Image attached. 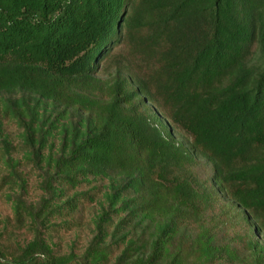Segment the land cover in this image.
Here are the masks:
<instances>
[{
    "label": "trees",
    "instance_id": "1",
    "mask_svg": "<svg viewBox=\"0 0 264 264\" xmlns=\"http://www.w3.org/2000/svg\"><path fill=\"white\" fill-rule=\"evenodd\" d=\"M255 50L264 54V0H0V143L19 181L16 222L33 235L0 242V264L235 260L205 225L221 195L264 232ZM4 121L22 130L23 161L40 174L35 204L24 200ZM197 155L213 165L210 182L193 169ZM97 179L110 185L87 249L57 253L53 220L79 210L68 189ZM246 243L263 264L264 246Z\"/></svg>",
    "mask_w": 264,
    "mask_h": 264
},
{
    "label": "rangeland",
    "instance_id": "2",
    "mask_svg": "<svg viewBox=\"0 0 264 264\" xmlns=\"http://www.w3.org/2000/svg\"><path fill=\"white\" fill-rule=\"evenodd\" d=\"M118 56L119 52L116 54V57ZM251 65L263 70L264 54L255 50L251 58ZM117 66L115 61L111 62L110 69L109 71L105 70L104 77L107 78L109 72L115 71ZM4 130L12 143L11 156L21 161L19 172L26 181L24 200L35 204L43 196L41 177L37 170L23 161L22 140L20 138L22 130L13 121H4ZM174 132L177 140L185 144L186 148L191 149L189 136L178 130H174ZM5 158L6 155L0 143V242L8 246L24 245L33 239V235L28 229L16 222L12 197L20 191L19 181L17 178L8 177L10 171L5 164ZM193 169L202 182H210L213 176L211 162L201 155H197ZM109 185V180L97 179L76 189H68V196H72L74 193L79 194V210L75 213L65 211L63 216L53 220L54 225L49 232L48 239L54 244L57 253L61 255L74 253L80 256L85 252L93 237L94 221L101 213V204L104 203L105 193L109 191ZM220 197L217 206L206 220L205 228L214 236L216 246H228L237 257L235 260H231L226 254H222L223 258L212 264H256L254 253L246 242L254 240L264 246V232L252 233L249 225L245 221H241L242 210L230 200L223 199L221 195Z\"/></svg>",
    "mask_w": 264,
    "mask_h": 264
}]
</instances>
